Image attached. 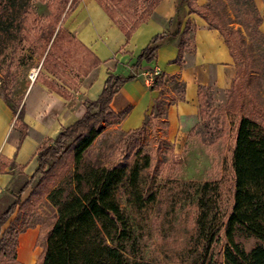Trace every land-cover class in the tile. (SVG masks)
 <instances>
[{
	"label": "trees",
	"instance_id": "16d2710c",
	"mask_svg": "<svg viewBox=\"0 0 264 264\" xmlns=\"http://www.w3.org/2000/svg\"><path fill=\"white\" fill-rule=\"evenodd\" d=\"M30 1L0 0V58L18 42L29 41L36 47L42 67L56 79L62 80L67 87H75L78 79L99 63L92 52L59 25L62 15H66L78 0H61L60 6L56 5L57 0L48 1L51 14L47 20L33 17L29 11ZM97 1L129 38L150 16L160 0H153L141 14L138 0ZM184 6L188 9L187 14L200 16L210 28L217 29L223 36L236 68L231 87L236 91L235 97H238L234 112L240 115L232 128L228 158L224 161V166L230 168L232 175L229 207L223 214L217 210L212 212L209 199L220 196L218 184L203 183L197 202L196 237L192 248L180 263H159L127 254V244L135 240L134 228L146 222L149 209L157 200L158 188L153 183L140 185V167L135 160H128L130 153L108 166L83 165L82 160L86 150L99 135L101 124L119 122L127 114L128 108L113 111L110 102L125 82L136 77L140 63L153 60L158 48L170 36L177 37L179 49L174 61H181L185 51V35L195 29L190 19H186L184 24L182 22L179 10ZM209 13L213 14L209 2L199 5L196 0H178L175 31L156 34L151 38L132 65L135 74H108L99 96L95 100L84 101V115L38 149L34 173L29 178L23 173L18 174L12 185H17L15 194H12L13 200L6 205L4 198L8 199L11 194H0V264H19L15 260L17 236L35 224L26 220L19 223L21 211L30 210L42 196L55 210L56 216L49 229L44 234H38L36 245L42 251L35 264H213L212 244L218 239L221 230L225 240L224 264H264V124L242 113L246 101L242 99L241 88L244 86L241 82L248 84L247 79L251 75L236 50V45L243 43L242 36L230 28L237 38L234 45L230 36L209 17ZM66 69L72 70L73 76L65 73ZM36 79H41V76L37 74ZM42 81L51 90L64 97L68 96L66 88L56 82L46 79ZM170 82L173 88L180 87V90L177 93L172 91L170 99L161 92L142 124L125 131L129 139L127 143L124 141L127 148H136L139 137L145 133L148 125L153 128L159 120L164 124L166 107L183 99L184 83L173 76ZM165 85L164 75L160 72L153 77L149 89H162ZM198 94L201 107L202 91L199 90ZM256 110L255 107L253 112ZM21 118L22 110H19L16 120ZM24 134L21 131V137ZM144 159V166L147 167L148 155ZM120 188H123L129 214L125 213L118 202ZM27 189L29 192L22 199L21 195ZM17 206L19 212L9 226L3 229ZM240 234L253 237L257 242L246 250L237 240ZM9 254L11 257L7 258Z\"/></svg>",
	"mask_w": 264,
	"mask_h": 264
},
{
	"label": "rangeland",
	"instance_id": "374dc122",
	"mask_svg": "<svg viewBox=\"0 0 264 264\" xmlns=\"http://www.w3.org/2000/svg\"><path fill=\"white\" fill-rule=\"evenodd\" d=\"M48 1L51 0L30 1L29 11L37 20H47L50 17ZM61 2L57 0L56 5L60 6ZM152 2L153 0H138L139 14ZM206 2H209L210 10L213 12L209 13V17L230 36L234 45L237 38L230 28L242 36L243 43L240 46L236 45V50L251 74L247 79L248 84L245 81L241 82L244 86L241 88L242 99L246 101L242 113L255 117L264 124V0H206ZM191 38L192 32L185 35L184 46L189 51L192 48ZM35 48L33 43L22 40L7 49L0 58V98L13 111L21 108L26 90L32 82L30 73L37 71L39 76L47 77L46 73L41 71L43 69L41 58ZM178 90L180 87L173 88L168 81L160 90V94L164 92L170 99L173 96L172 91L177 93ZM235 95L233 87L226 92H218L213 88L202 91L196 140L193 146L191 142L186 143L182 153L175 152L173 145L164 138V124L161 120L153 128L148 125L134 149L125 145L124 141L127 143L129 139L125 131L118 126L119 122L101 124L100 133L86 150L82 164L108 166L130 153L128 160L130 162L135 160L140 167V185L153 183L158 188L157 200L149 209L146 222L141 223L140 227L135 226L134 243L127 244V254L130 257L135 254L134 256L142 260L159 263H180L186 257L196 237L197 202L203 183L218 184L220 196L209 199L212 203V212L217 210L223 214L229 207L232 175L230 168L224 166V161L228 158L227 150L232 128L240 115L234 112V104L236 105L238 99ZM254 106L257 108L256 112H253ZM112 107L117 108L118 103L115 101ZM137 147L140 149L135 154ZM145 155L149 157L147 167L144 166ZM16 190L17 185L2 193L11 194L8 199L4 198L6 205L13 200L12 194H15ZM28 192L29 189L21 198L24 199ZM117 198L125 213L129 214L123 188L118 191ZM18 212L17 206L3 229L9 226ZM21 213L19 223H23L24 220L28 223L35 222L24 233L30 229L38 230L34 248L40 250L37 248L36 239L40 232L44 234L49 229L56 216L55 210L42 196L30 210L26 209ZM19 235L16 240L15 260L19 264H24L17 259ZM237 240L246 250L257 242L255 238L243 234L238 235ZM224 245L221 230L218 239L212 244L213 264H224ZM40 253L32 264H35ZM6 257L10 258L11 255Z\"/></svg>",
	"mask_w": 264,
	"mask_h": 264
},
{
	"label": "crops",
	"instance_id": "0c3cea01",
	"mask_svg": "<svg viewBox=\"0 0 264 264\" xmlns=\"http://www.w3.org/2000/svg\"><path fill=\"white\" fill-rule=\"evenodd\" d=\"M177 2L160 0L150 16L129 38L97 0H78L66 15H62L59 25L92 52L99 63L71 88L43 67L41 71L47 77H35L30 83L19 109L22 110L19 121L16 120L19 110L16 109L14 113L0 98V194L12 187L19 173L27 178L34 173L38 149L84 115V101L95 100L99 96L108 74H135L132 65L151 38L156 34L175 31ZM196 2L202 5L206 0ZM187 11L184 6L180 8L179 15H182L183 24L186 19H190L191 24L195 25L191 51L185 49L181 61H174L179 49L177 37L170 36L158 48L153 60L140 63L136 77L125 82L110 102L115 112L128 108L127 114L118 123L120 129L128 131L142 124L160 95V88L149 89L151 83L148 74L153 68L164 75L166 85L172 76L184 83L183 99L166 107L163 131L164 138L178 153L185 150L186 143L191 142L193 146L196 140V127L200 121L199 90L213 88L218 92H226L236 75L233 58L220 32L210 28L200 16L187 14ZM65 73L73 76L74 72L66 69ZM42 79L54 81L66 88L68 96L51 90ZM115 101L118 103L117 108L112 107ZM21 131L25 132L23 137ZM37 232V229H30L19 235L18 261L32 264L42 251L40 246L37 247L40 250L34 248ZM23 251H28L29 259L22 257Z\"/></svg>",
	"mask_w": 264,
	"mask_h": 264
},
{
	"label": "built area",
	"instance_id": "2783aa9c",
	"mask_svg": "<svg viewBox=\"0 0 264 264\" xmlns=\"http://www.w3.org/2000/svg\"><path fill=\"white\" fill-rule=\"evenodd\" d=\"M160 74V71L158 70V69H156V68H153L150 72H149V74H148V79H149V81H150V83H152V81H153V77L155 76V75H159ZM36 75H37V71H34V72H31L30 73V79L31 80H34V78L36 77Z\"/></svg>",
	"mask_w": 264,
	"mask_h": 264
},
{
	"label": "bare ground",
	"instance_id": "6f19581e",
	"mask_svg": "<svg viewBox=\"0 0 264 264\" xmlns=\"http://www.w3.org/2000/svg\"><path fill=\"white\" fill-rule=\"evenodd\" d=\"M22 257H23L25 260L29 259V258H30V255H29L28 251H23V252H22Z\"/></svg>",
	"mask_w": 264,
	"mask_h": 264
}]
</instances>
